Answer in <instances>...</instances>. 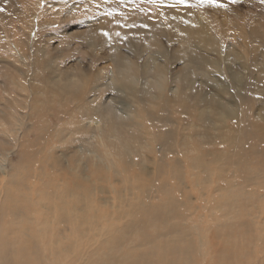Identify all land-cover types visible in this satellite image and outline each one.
Listing matches in <instances>:
<instances>
[{
	"label": "rangeland",
	"instance_id": "374dc122",
	"mask_svg": "<svg viewBox=\"0 0 264 264\" xmlns=\"http://www.w3.org/2000/svg\"><path fill=\"white\" fill-rule=\"evenodd\" d=\"M116 1L120 2V0H0V243H2L0 251L6 241L9 239L13 241L17 234L24 230L26 234L21 235L23 237L18 246L25 243L24 246L30 248L32 243L37 244L39 252L45 249L55 251L56 254L50 264H93L91 253L100 258L99 264L106 262V259L107 264H117L115 260L119 261L126 253L137 254L151 249L147 236L154 235L157 222L142 216L139 211L144 206L152 207L158 202L176 198L183 200L182 196L189 194L194 198L192 200L194 206L201 205V196L205 198L206 205L208 191L218 183L216 177H213L211 179L213 182L208 185L201 182L196 185L187 183L188 189L180 191L176 188L175 177L170 174L172 178L167 175L158 177V181L165 179L169 182H167L171 185L169 193H162L160 189L153 195L152 185L157 181L147 184L150 188L145 190L146 182L140 174L139 166L133 164L126 165L128 172H123L125 178L120 183V177L115 180L112 170H109L103 161L107 154L103 147L106 146L107 135L99 137L101 133L99 128L104 123L98 125L96 124L98 120L86 121L93 130L88 136L96 140L97 146L91 149L88 148L89 144H86L84 149L89 152L85 153L75 148L73 141L85 135L74 133L71 113L66 109L80 106L79 102L67 103L66 108L57 107L60 100L71 102L73 88L79 91L105 85V88L100 87L94 94H87L92 98L96 96V102L87 100L85 105L92 109H96L104 102H114L115 107L123 115L129 114L131 119L137 120L129 108L135 112L144 108L143 101L146 98L141 99V103L128 95H123L118 102L112 99L117 92L116 88L108 86L113 72L109 55L114 52V45L100 44L99 49L88 43L91 31L105 25L108 19L116 17L118 13L115 15L106 12L107 7L115 6ZM206 1L211 4H198L197 7L194 6L196 10L205 13L207 11L205 7H212L216 2ZM234 2L235 0H223L217 3V9L222 13L221 17L214 13L211 16H204L208 21L203 26L214 30L216 40H225L223 46L226 50L232 49L234 53L246 54L243 34L253 26L264 34V0ZM125 4L142 10L143 17L150 15L152 20L158 21L162 18L156 0H130L125 1ZM228 7L233 8L242 17L245 16V21L239 19L235 23L231 16L223 20L229 15L226 11ZM259 19L261 22H258ZM203 26L195 25L194 29L201 32ZM175 43L176 47L177 42ZM124 48L127 50V47ZM261 49L264 50V47ZM125 50L123 49L124 52ZM39 51L42 56L45 54V59L52 58V63L47 64L49 66L47 68L52 72L48 77L52 84L45 83L43 79L45 74L38 68V65H42L41 60H38ZM147 54H142L143 61ZM160 61H163L162 57ZM232 64L238 65L233 62ZM44 65L46 64L42 66ZM181 65L180 62H174L172 68L177 71ZM73 70L80 72L78 76L71 77L73 80H79L77 83H71L70 71ZM194 81L195 88L200 90L202 82ZM225 83L227 85V82ZM256 94L261 103L264 95L260 91ZM38 96H47V99L49 98L56 106L48 107L47 102L38 103ZM261 105L264 103L254 109L257 115ZM124 107L127 110L123 109ZM177 113L175 116L171 115L172 118L176 117L177 123L173 121L169 124L174 123V126L183 127L184 134L194 130L192 133L198 137V132H206L202 128L194 127L191 124L192 118L180 111ZM142 121L144 126H149L147 121ZM229 123L231 125V122ZM193 141H199V137ZM210 147L220 149L218 145ZM74 148L80 155H72ZM116 150L117 148L115 152ZM89 156L98 159V162L88 163ZM230 171L226 175H231ZM190 173L192 170L187 174L184 172L185 178H189ZM195 173L203 176L200 170H195ZM82 176L89 179L85 181ZM237 181L236 179L237 187L246 188L245 191L251 194L258 192L257 198L251 197L254 204L243 209L238 207L236 211L254 221L259 235H263L260 238L264 239V222L262 218H258L260 210L264 212V182L256 179L254 186H246ZM163 182L166 181H161L160 184ZM220 184L218 183V186L222 185ZM65 195L67 197L63 200ZM62 207L67 215L66 221L59 214ZM211 212L220 214L223 211L219 206L214 208L205 206L197 208V213L188 216L191 218L186 227L191 232L197 231L199 227L200 232L196 234L206 242L204 251L207 258L197 256L193 264L200 262L210 264L215 255L213 249H216L217 242L212 243L210 241L212 237L209 236V228L212 229L213 225L206 224L205 219ZM175 222H179L178 219L170 220L171 225ZM238 223L239 220H234V224ZM123 230L127 231L126 235H122ZM39 232L44 237H40ZM72 241H75L74 246L85 249V257L79 251L81 257L75 253ZM160 241H164V238ZM263 243L264 241L260 239L259 245L250 249L251 255L254 256L252 264L258 258L264 264V250H261L264 249ZM222 244V241H218L217 247ZM245 261L248 262L249 258L246 257ZM43 263L47 264L44 261ZM0 264H5L3 258Z\"/></svg>",
	"mask_w": 264,
	"mask_h": 264
},
{
	"label": "bare ground",
	"instance_id": "6f19581e",
	"mask_svg": "<svg viewBox=\"0 0 264 264\" xmlns=\"http://www.w3.org/2000/svg\"><path fill=\"white\" fill-rule=\"evenodd\" d=\"M125 1L130 0L116 1L115 6L107 7L106 12L118 14L115 18L108 19L102 27L91 31L88 43L99 49L100 44L114 45V52L109 55L113 72L110 71L112 79L108 86L116 88L117 92L112 99L118 102L123 95H128L141 103V99L146 98L143 101L144 108L137 112L129 108L130 113L137 118L133 120L129 114L123 115L115 107L114 102H104L96 109L85 107L88 101L96 102V96L92 98L87 94H94L101 86L79 91L72 86L74 94L71 102L60 100L57 107L66 108L67 103L79 102L80 106L66 109L71 113L74 133L85 135L73 141L75 148L85 153L89 152L84 149L86 144H89L88 148L91 149L97 146L96 140L88 136L93 130L86 121L98 120L96 124L104 123L99 128L101 132L99 137H103V134L107 135L106 146H103L107 154L103 157V161L106 167L112 170L115 180L120 177V183L125 178L123 172H128L126 165L133 164L139 166L140 174L146 182L145 190L150 188L147 184L157 181L152 185L153 195L160 189L162 193H169L171 187L169 182L165 179L158 181V177L165 175L170 177V174L175 177L176 188L180 191L188 189L187 183L196 185L201 182L208 185L213 182L211 181L213 177H216L215 180L222 185L218 186V183H215L214 188L208 191L206 205L203 196H201V205L194 206L192 204L194 198L190 194L182 193L183 200L176 198L158 202L152 207L144 206L139 211L142 216L157 222L154 235L147 236L150 251L126 253L123 258L115 262L117 264H193L197 256L207 258L204 251L206 242L196 234L200 232L199 227L197 231L192 232L186 227L191 218L188 216L197 213V208L219 206L222 213L211 212L209 217L205 218L206 224L213 225L212 229L209 228V236L212 237L210 241L217 242L216 249H213L215 255L210 264H252L254 256L251 255L250 249L259 245L260 239L264 241L260 238L263 235H259L254 221L240 215L236 210L238 207L243 209L254 204L251 197L257 198L258 192L251 194L245 191V187V189L241 186L237 187L235 180L246 186H254L256 179L264 182V105L260 106L258 115L254 111L264 103L263 99L260 103V98L256 97L258 91L264 95V50L261 49L264 47V34L257 27H250L243 34L246 54L234 53L232 49H225L223 46L225 40H216L213 29L203 26L208 21L204 16H211L214 13L221 17L222 13L217 9V3L223 0H216L212 7H205L207 9L205 13H200L195 7L201 3L211 4L206 0H156V6L159 7L162 17L159 21L152 20L150 15L143 17L142 10L125 4ZM226 11L229 15L223 20L231 16L235 23L239 19L245 21V16L242 17L233 8L228 7ZM258 22H261L260 19ZM195 25L203 26V31L194 29ZM175 42H177L176 47ZM123 46L127 47V50ZM143 53H148L144 61L141 58ZM37 55L42 65L46 64L38 65L45 74L43 76L45 83L52 84L50 78L48 79L52 72L47 68L49 67L47 64L52 63V58L45 59V54L42 56L40 51ZM161 57L163 61H160ZM231 57L233 59H230ZM230 60L238 65L232 64ZM174 62L182 64L177 71L172 68ZM79 74L80 72L76 70L70 71L71 83L79 81L71 78ZM194 80H200L207 89L203 86L200 90L196 89ZM102 87L105 88V85ZM38 97V103L47 102L48 107L56 106L49 98L47 99V96ZM123 109L127 110L125 107ZM178 111L192 118L191 124L194 127L206 131H197L199 141H193L198 139L197 135L192 133L194 130L184 134L183 127L173 125L177 120L171 115L175 116ZM142 120L147 121L149 126H144ZM173 121L174 123L169 124ZM146 140L148 141L145 142ZM214 145H218L220 149L210 147ZM75 148L72 155H80ZM87 161L94 163L98 162V159L89 156ZM191 170L189 178H185L184 172L187 174ZM195 170H200L203 176L196 174ZM229 171L231 175H226ZM82 177L85 181L89 179ZM161 181L166 182L160 184ZM156 188L158 190H155ZM66 197L65 195L63 200ZM196 198L198 200V197ZM59 214L64 221L67 220L64 207ZM173 218L178 219L179 222L171 225L170 220L173 221ZM258 218H262L264 222L263 211L260 210ZM234 220H239L240 223L234 224ZM22 234L24 236L26 231H20L13 241L9 239L7 243L5 242L0 251V261L3 258L5 264H44L43 261L50 264L56 254L55 251L45 249L39 252L37 244L32 243L30 248L24 246L25 243L18 246ZM126 234L127 231L123 230L122 235ZM38 235L44 237L41 232ZM163 238L164 241H160ZM218 241L223 242L219 247H217ZM74 244L75 241H72L75 253H81L85 257V249H79ZM91 257L93 264H99V257L93 253ZM246 257L249 258L248 262L245 261ZM107 261L106 259L103 264H107ZM257 263L262 264V260L256 259L254 264Z\"/></svg>",
	"mask_w": 264,
	"mask_h": 264
}]
</instances>
